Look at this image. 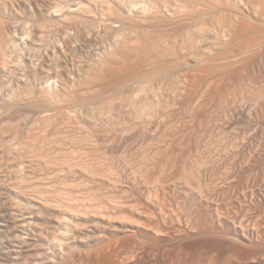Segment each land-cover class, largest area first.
I'll use <instances>...</instances> for the list:
<instances>
[{"label":"bare ground","instance_id":"6f19581e","mask_svg":"<svg viewBox=\"0 0 264 264\" xmlns=\"http://www.w3.org/2000/svg\"><path fill=\"white\" fill-rule=\"evenodd\" d=\"M71 4L35 29L58 87L0 93L42 239L67 264H264V0Z\"/></svg>","mask_w":264,"mask_h":264},{"label":"rangeland","instance_id":"374dc122","mask_svg":"<svg viewBox=\"0 0 264 264\" xmlns=\"http://www.w3.org/2000/svg\"><path fill=\"white\" fill-rule=\"evenodd\" d=\"M59 1L62 0H0V30L3 34L0 38V45H3V49L0 46V77H4L2 80L0 79V93L2 94L5 91L2 94L3 96L17 94L21 86L20 77L24 78L27 74H29V77L31 75L32 77L36 76V80L41 78L40 82L48 85L52 90L58 87L59 83L54 78L52 80L50 73L43 76L34 75L33 72L41 67L43 56L53 57V60L62 57L60 54L51 51L56 45H59L58 37L52 31L50 32V30H41V34H36L35 29L42 27V24L47 25L48 22H55L60 25L66 22V19L67 21L68 19H75L78 11H76V4L72 5L71 3L87 4V0H64L63 4ZM49 2H52V4ZM66 2H70V5ZM58 4H62L63 6L60 9L58 7L57 9L55 7L54 9L51 8ZM42 18H45L44 21ZM13 22L23 24V29L20 28L23 31L20 32L19 25L14 26ZM46 25H43L41 29H44ZM13 27L16 28L14 29ZM70 33L71 35L75 34L74 32ZM39 35H44V37H40ZM53 39H56L55 42ZM80 43L74 45V50L71 53L84 56L86 55V51L82 48H85V44L83 42ZM44 53H47V55ZM71 53L70 56L72 55ZM67 58H64L63 64L71 68L72 61H70V57ZM2 65L5 67H2ZM10 72L11 74L9 75ZM50 85H52V88ZM1 144L0 141V264H67L69 259H73V256L69 257L65 250L54 246V244H50L46 239H42L40 235L43 228L41 225L45 222L46 213L41 212L37 207L32 190L23 188V183L20 180L28 174V165L17 164V154L12 151L10 152L6 145ZM19 185L21 188L18 187Z\"/></svg>","mask_w":264,"mask_h":264}]
</instances>
